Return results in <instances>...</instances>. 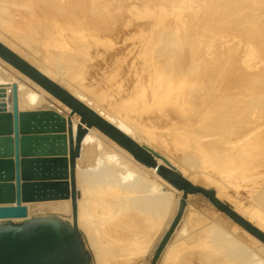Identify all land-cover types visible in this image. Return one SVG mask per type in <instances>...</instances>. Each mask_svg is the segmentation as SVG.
I'll return each instance as SVG.
<instances>
[{"label": "rangeland", "instance_id": "rangeland-1", "mask_svg": "<svg viewBox=\"0 0 264 264\" xmlns=\"http://www.w3.org/2000/svg\"><path fill=\"white\" fill-rule=\"evenodd\" d=\"M0 42L264 232V0H0ZM2 61L0 79L15 80L17 102L22 83L41 102L27 109L19 103V112L70 117V109ZM13 85L0 90L12 92ZM71 120L79 126L77 115ZM96 132L88 162L78 161L82 148L76 160L77 199L90 180L85 200L93 214L102 218L106 201L111 208L101 232L123 240H93L80 230L92 264H264V245L200 195L187 197L173 226L182 192L160 177L161 215L144 217L140 208L151 195L139 191L138 178L151 182L149 174ZM127 168L133 179L123 180ZM112 183L121 187L103 195ZM62 201L27 207L44 214ZM121 242L138 246L119 255Z\"/></svg>", "mask_w": 264, "mask_h": 264}, {"label": "water", "instance_id": "water-1", "mask_svg": "<svg viewBox=\"0 0 264 264\" xmlns=\"http://www.w3.org/2000/svg\"><path fill=\"white\" fill-rule=\"evenodd\" d=\"M0 59L71 110L66 119L52 111L19 112L17 87L13 85V112H0V220H3L0 221V264H92L76 223L79 193L75 187L76 160L82 140L91 128L127 151L138 163L155 168L164 181L182 192L173 226L181 217L187 197L200 195L264 245V232L219 201L213 190L191 184L159 154L139 145L1 42ZM73 115L80 118L74 140ZM66 154L68 159L62 157ZM157 160L166 166H158ZM68 196L72 199L71 222L53 212L28 218L27 205L61 201ZM13 219L22 221H6Z\"/></svg>", "mask_w": 264, "mask_h": 264}, {"label": "bare ground", "instance_id": "bare-ground-1", "mask_svg": "<svg viewBox=\"0 0 264 264\" xmlns=\"http://www.w3.org/2000/svg\"><path fill=\"white\" fill-rule=\"evenodd\" d=\"M3 62V61H2ZM1 65H3V64H1ZM4 66V65H3ZM7 66V65H6ZM9 69H10V67H9ZM42 69V68H41ZM11 71V70H10ZM16 74V73H15ZM49 76H50V74H49ZM21 77V76H20ZM10 79V78H9ZM3 80V79H0V86H5V85H9V86H11V85H13L14 83H13V81H15V80ZM20 79V78H19ZM53 79V78H52ZM23 81H26V79L25 80H23ZM22 83V82H21ZM26 83H29V82H26ZM18 85V84H17ZM26 85V84H25ZM25 85L22 83V84H20V86L18 85V89H19V103H20V108L21 109H27V108H34L36 105H39V103H41V102H39V99H38V101H36L37 99H36V97H34V95H33V92L31 91V90H29V89H27L26 87H25ZM30 86H31V84H30ZM32 87V86H31ZM35 87V86H34ZM37 87V86H36ZM1 89L3 90V87H1ZM2 90H0V93H2V97L3 98H1L0 97V105H1V107L3 108V109H0V112H8V111H10L11 110V108H13V106L11 105V96H12V92H10V90H9V88H7V90L8 91H6L5 89L2 91ZM5 91V92H4ZM16 95H17V97H18V91L16 92ZM73 95V94H72ZM77 99H79L80 101H85L84 100V98H82L81 96H75ZM18 99V98H17ZM36 99V100H35ZM1 102H2V104H1ZM19 103L17 102V106H18V108H19ZM47 103V102H46ZM87 104H90V103H88L87 102ZM86 104V105H87ZM88 106V105H87ZM38 107V106H37ZM128 109H129V107H128ZM126 110V109H125ZM97 112V111H96ZM135 112V111H134ZM131 113V112H130ZM99 115H102V113L100 112V114ZM104 118L107 120V121H109L110 123H113L117 128H119L122 132H124L125 134H127V135H130V133L131 132H129L128 130V128L126 129V126L124 125V127H123V125H122V123L121 124H119V122L118 123H116V122H114V120H112L111 118H110V116H106V115H104ZM76 128H77V126L75 125V124H73V140H74V135H75V132H76ZM96 130L95 129H90V130H88V132H87V134L85 135V137L83 138V140H82V143H81V148H82V153H81V158H80V160H78L79 162L81 161H85V162H88V161H86V160H89V159H85V155L87 154H89L90 153V151L91 150H93V148L96 146V142H95V136H96ZM10 136V135H9ZM13 135H11V137H12ZM135 137V136H134ZM137 140V139H136ZM94 142H95V145H94ZM94 145V146H93ZM100 154V153H99ZM128 158H130V157H128ZM101 159H102V157H101ZM129 160V159H128ZM131 160V159H130ZM161 161V160H160ZM77 163L78 164V168L79 167H81V163ZM96 162V161H95ZM98 162V161H97ZM130 162V161H129ZM132 163H134L133 161H132ZM82 164H84L85 165V163H82ZM89 164H91V163H89ZM98 164V163H97ZM100 164V163H99ZM130 164V163H129ZM140 164V163H139ZM139 164H138V166L135 164L134 166H136L138 169H140V170H143V175H145V174H149L148 175V177H150V179H151V182H149V178H148V181H146L145 180V178H144V180L143 179H141L140 177L138 178L139 179V181L141 182V183H143V185H141V186H143V187H141L140 188V192H148L150 195H151V198L149 199L148 198V200L147 201H143V205H141L142 207L140 208L141 209V211H142V214H143V216L145 217V215L147 214V215H149V216H155V218L156 217H158V216H160L161 215V212H162V209H163V196L161 195V192H162V186H164L163 185V182L160 180V178L162 179V177L159 175V174H157V171H156V169L155 168H147L146 166H144V165H142L141 164V166H139ZM93 165H95V164H93ZM93 165H91V166H93ZM112 165V164H111ZM157 165L158 166H160L161 164H158V160H157ZM77 166V165H76ZM97 166V165H96ZM95 166V167H96ZM119 166V165H118ZM85 167V166H84ZM98 167H99V165H98ZM120 167V166H119ZM127 167V166H126ZM130 167V166H129ZM113 169V168H115L114 166H111L110 167V169ZM86 169H88L87 167H86ZM85 168H84V172L85 171H87ZM90 169V168H89ZM94 169V168H93ZM101 169V168H100ZM138 169H136V170H138ZM120 170V169H119ZM125 172H123L122 170H121V174L123 173V175H124V177H122V179L123 180H128V179H133L131 176H132V173H131V171H130V168L128 169H125L124 170ZM79 172V171H78ZM94 172V171H93ZM115 172V171H114ZM144 172H145V174H144ZM120 173V172H119ZM134 176V175H133ZM147 176V175H146ZM135 177V176H134ZM144 177V176H143ZM160 177V178H159ZM147 179V178H146ZM134 180H136V179H134ZM69 181V180H68ZM117 181V180H116ZM138 181V180H137ZM86 184H88V183H90L91 181L90 180H88V179H86L85 181H84ZM94 182V181H93ZM149 182V183H148ZM166 182V181H165ZM134 183V182H133ZM203 183V182H202ZM86 184H84L83 185V190H84V196L85 197H83V195L82 196H79V199H77V197H76V214H77V216H76V223H77V226H78V228H79V230H85L86 231V233L88 234V238H91V239H98V241L100 240V239H102V240H107L108 242H114V241H118V240H123V239H119L120 238V236H114V235H112L111 234V232H101V230H102V227H104L106 224H107V221H108V218L107 217H110V216H108V215H110V211H111V208L109 207V201L107 202H105V205H103L102 206V211H100V213L102 214V218H98L96 215H95V213L93 214V212H92V208H93V205L91 206L90 205V203H88V201H86L85 200V198L89 195V193L90 192H88V191H90L89 190V186H87ZM122 184V183H121ZM89 185V184H88ZM95 185V184H94ZM98 185V184H97ZM116 184H110V185H108V187L110 188V191H108V192H106V193H102L103 195L104 194H107V193H113V190L115 189H118V188H120L119 186H117ZM127 188V187H126ZM70 193V192H69ZM129 194V193H128ZM143 194V193H142ZM81 195V194H80ZM83 198V199H82ZM85 200V201H84ZM62 201V200H61ZM51 202H55V201H51ZM37 203H45V202H37ZM107 203H108V205H107ZM32 204H36V203H32ZM49 212H53V213H57V214H59V215H61V216H63V214H65L66 215V217H68L69 219H70V222L72 221V199L70 198V196H68V198L67 199H65V201H62V202H56V203H53V204H50V205H48L47 207H45ZM99 209H100V207H99ZM164 211V210H163ZM28 212H29V209H28ZM238 212H240V211H238ZM46 213H48V212H46ZM146 213V214H145ZM177 213V212H176ZM40 214V213H39ZM45 214V213H44ZM221 214H223L225 217H227L224 213H222L221 212ZM31 216H33V214H29L28 215V218H30ZM107 216V217H106ZM63 217H65V216H63ZM65 217V218H66ZM176 217V216H175ZM154 218V217H153ZM228 218V217H227ZM158 219V218H157ZM160 219V218H159ZM68 220V219H67ZM0 221H3V220H0ZM6 221H13V222H18V221H22V220H15V219H13V220H6ZM69 221V220H68ZM226 221V220H225ZM106 222V223H105ZM152 223V225L154 226V228L156 227L157 228V226L159 225L158 224V222L156 221V222H154V221H151ZM249 222V221H248ZM249 223H251L252 224V221L250 220V222ZM136 224H139V223H137V222H135L133 225L134 226H136ZM236 224V223H235ZM237 225V224H236ZM238 226V225H237ZM140 227V226H139ZM241 228V227H240ZM81 232V231H80ZM158 232V231H157ZM86 233H84V234H86ZM82 234V233H81ZM86 236V235H85ZM82 237H83V234H82ZM83 240H84V238H83ZM85 241V240H84ZM128 241H129V239H128ZM94 242V241H93ZM102 242V241H101ZM121 243H123V242H121ZM128 243H130V242H128ZM111 244V243H110ZM115 244V243H114ZM117 244H119V242L117 243ZM124 245H120L119 246V250H117V251H119L120 253H119V255H121V252H126V251H128V247L129 248H134L135 249V246L137 247L138 245H136L135 243L132 245H130V246H128V244L126 245L125 243H123ZM101 245V244H100ZM126 245V246H125ZM135 245V246H134ZM107 246H109V245H107ZM115 246V245H114ZM118 245H116V247H117ZM128 246V247H127ZM110 247H112V246H110ZM115 247V248H116ZM114 248V249H115ZM118 248V247H117ZM161 248V247H160ZM163 248V247H162ZM112 249H113V247H112ZM113 249V250H114ZM136 249H138V248H136ZM160 251V250H159ZM162 253V252H161ZM173 253V252H172ZM177 254V253H176ZM102 255V254H101ZM117 259V258H116ZM173 261V260H172ZM176 261V260H175ZM256 262H257V260H256ZM259 262H261V260L259 261ZM175 263V262H174ZM177 263V262H176ZM187 264V263H186Z\"/></svg>", "mask_w": 264, "mask_h": 264}]
</instances>
